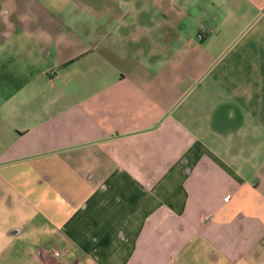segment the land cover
Instances as JSON below:
<instances>
[{"label":"crops","instance_id":"obj_1","mask_svg":"<svg viewBox=\"0 0 264 264\" xmlns=\"http://www.w3.org/2000/svg\"><path fill=\"white\" fill-rule=\"evenodd\" d=\"M5 1L0 264H264V0Z\"/></svg>","mask_w":264,"mask_h":264},{"label":"rangeland","instance_id":"obj_2","mask_svg":"<svg viewBox=\"0 0 264 264\" xmlns=\"http://www.w3.org/2000/svg\"><path fill=\"white\" fill-rule=\"evenodd\" d=\"M14 6H15V5H14L13 3H11L10 0L5 1V2L3 3L4 13H5V14H8L9 12H11ZM37 6H39V5L37 4Z\"/></svg>","mask_w":264,"mask_h":264},{"label":"built area","instance_id":"obj_3","mask_svg":"<svg viewBox=\"0 0 264 264\" xmlns=\"http://www.w3.org/2000/svg\"><path fill=\"white\" fill-rule=\"evenodd\" d=\"M55 255H56L57 257H59V256H60V253H59V252H57Z\"/></svg>","mask_w":264,"mask_h":264}]
</instances>
